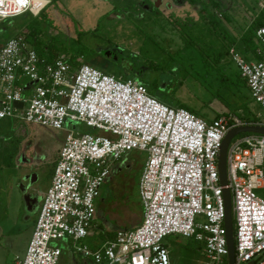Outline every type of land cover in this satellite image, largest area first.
<instances>
[{"label": "built area", "instance_id": "1", "mask_svg": "<svg viewBox=\"0 0 264 264\" xmlns=\"http://www.w3.org/2000/svg\"><path fill=\"white\" fill-rule=\"evenodd\" d=\"M50 3L0 0V23L38 16ZM256 36L260 60L250 62L234 48L230 55L263 110L258 123L237 114L206 120L162 103L134 80L86 63L73 67L65 56L45 63L21 36L0 46V123L18 119L63 130L70 122L99 132L68 131L19 264H60L66 250L84 264H172L165 245L170 236L203 245L208 264H229L218 159L231 129L264 126V27ZM134 151L147 153L139 181L142 222L93 249L81 242L92 236L101 189L113 165ZM227 174L235 264H264V197L257 194L264 189V136L232 141Z\"/></svg>", "mask_w": 264, "mask_h": 264}, {"label": "rangeland", "instance_id": "2", "mask_svg": "<svg viewBox=\"0 0 264 264\" xmlns=\"http://www.w3.org/2000/svg\"><path fill=\"white\" fill-rule=\"evenodd\" d=\"M204 1L216 15L217 31L209 28L195 8L180 5L177 0H59L47 7V13L53 22L50 32L57 34L63 43L74 47L77 32L83 31L86 34L82 46L96 56L108 55L115 69L120 71L119 67H125L149 83L156 80L162 86H169L167 95L157 93L167 99L161 102L168 106L176 107L180 101L209 121L238 109L253 115L260 106L250 98L248 88L237 82L238 68L223 39V27L240 35L250 25V18L260 11L264 0H217L223 6L221 10ZM153 9L162 15L152 17ZM172 15L195 20L196 25L185 39L171 22ZM32 19L33 15H24L12 20L10 26L19 31ZM5 37L6 33H0V43ZM189 41L199 46L188 44ZM71 129L91 132L84 124L70 122L63 130L18 119L0 123V264H16L17 256L22 260L31 238L32 221L35 225L39 214L38 211L30 223L26 222L23 197L29 188L24 191L22 186H29L31 180H23V176L31 173L34 182L30 191L45 196L58 161L55 163L56 150ZM9 136L20 139L19 146L10 145L13 141H8ZM130 154L128 160L137 163L147 158L146 152ZM130 177L135 182L128 183L122 193L114 195L110 187L104 186L101 194L105 203L113 202L114 223L123 228L133 226L139 218L134 216L139 211L136 185L139 175L131 172ZM257 194L264 197L263 189ZM105 218L103 215L100 222L104 223ZM166 241L171 245L172 264H208L204 246L193 239L170 236ZM103 242L104 238L97 235L81 243L96 249ZM69 254L67 250L64 252L60 264H72V258L79 257Z\"/></svg>", "mask_w": 264, "mask_h": 264}, {"label": "trees", "instance_id": "3", "mask_svg": "<svg viewBox=\"0 0 264 264\" xmlns=\"http://www.w3.org/2000/svg\"><path fill=\"white\" fill-rule=\"evenodd\" d=\"M51 3L50 5L56 4L59 0H50ZM211 5L214 6L216 10H221L223 6L217 1V0H208ZM177 3L180 5H185L188 4L190 7L195 8L197 12L200 15V18L202 20H205L207 25H209L210 29L213 30H218V25H217V19L216 15L209 10V6L206 5L204 0H177ZM25 15H31V14H25ZM152 17L159 18L162 14L158 9H153L152 12L150 13ZM24 16V15H22ZM21 17V16H20ZM227 17V16H226ZM19 18V17H17ZM14 19H9L6 21H3L0 23V33H6L5 41L0 43V46L4 45L10 38L12 37H23L24 40L31 45L33 50L37 53L39 58L43 60L45 63H53L56 59L61 58L62 56H65L66 59L70 62V64L73 67L78 66L79 64L86 63L91 65L92 67L102 71L105 74H109L112 76H115L118 79L121 80H134L138 82L139 84L145 86L149 93L156 97L160 101L166 102L167 99L163 98L162 96H158L157 93L161 94H168L169 86H162L158 83V81H152L148 82L146 79H144L142 76H138L137 73L134 72H129L128 70L125 69V67H119L121 69L120 71L115 69L113 67L108 58V55H103L101 56H96L95 54L92 53V50L86 48L85 46H82V38L86 34L83 31H76L77 32V39L75 41L74 47H71L65 43H63L57 34H53L50 32V29L53 27V22H51L49 19V15L47 13V8L42 11L38 16H33V19L31 22H29L27 25H25L22 29L19 31H14L13 28H11L10 23ZM172 18V23L174 27L179 31V33L182 36V39H185V35L187 32L196 25V22L193 18H190V16H187V18L182 19L179 17L171 16ZM264 27V8L263 10L258 14L253 17L251 20L250 25L248 26L246 32L243 35V41L244 44L246 45L247 50L252 51L254 54H256V43L255 40L257 41V36L256 32L259 28ZM97 32V30H95ZM225 36L223 35V39ZM258 42V41H257ZM188 44L191 43L193 46L197 45L196 42L194 41H189L187 42ZM186 44V45H188ZM229 51V50H228ZM219 59L221 57V54L218 55ZM79 59H82V62H79ZM256 59L260 60V56L256 54ZM237 82L243 83L245 86H247L245 80L242 79L239 71L237 72ZM175 108H185L189 110L191 113L200 116L199 112L189 108L185 104H183L180 101L176 102V107ZM229 114H238V116L244 120L246 123H258L261 121L260 117H257L256 115L251 114H239L236 111L234 113H229ZM229 114H222V115H229ZM220 115V116H222ZM202 117V116H200ZM219 117V116H218ZM90 134H99L97 130L91 129ZM244 135V134H243ZM12 139V136H9V140ZM12 144L10 145H15L19 146L20 144V139H12ZM5 152L9 150L5 148ZM17 152V150H16ZM264 193V189H263ZM264 196V195H263ZM141 213V208H139L138 214ZM133 216V215H132ZM120 229H126L123 227H120L117 230L106 232L103 238L105 241L109 240H114L117 234V231ZM129 229V228H128ZM68 251V250H67ZM66 252V251H64ZM69 252V251H68Z\"/></svg>", "mask_w": 264, "mask_h": 264}, {"label": "crops", "instance_id": "4", "mask_svg": "<svg viewBox=\"0 0 264 264\" xmlns=\"http://www.w3.org/2000/svg\"><path fill=\"white\" fill-rule=\"evenodd\" d=\"M263 8H264V5H261L260 11L257 14H255V15H258L263 10ZM252 19L250 18V23H251ZM226 20L230 21L229 18L226 19ZM247 28H245L240 35H235V34H232L231 32H229L230 30L228 29V27L224 26L223 27L224 32H225L224 40L226 41V43L228 45L229 54H230V50L232 48H234L246 60H248L250 62L258 61L256 59V54L259 56L258 51L261 48L260 43L255 40L256 49H257L256 54H254L250 50H247L246 45L244 44L243 35L246 32ZM248 90H249V88H248ZM250 95H251V93H250ZM250 98L253 99L252 95L250 96ZM236 112L239 113V114L241 113L243 115L246 114L242 109H238V110H236ZM253 115H256L257 117H260L261 120H262V118H263V110L261 109V107L258 108ZM64 142H65V138L61 141L60 146L56 150L57 154H56L55 163L60 157V151H61L62 146L64 145ZM130 155L131 154L123 157L121 160L117 161L113 165L112 174H111L110 178L103 185V187L104 186L110 187L111 190H112V194H114V195L116 193L117 194L118 193H122L123 190L126 189V185L128 183L133 184L135 182V181H133L131 179V177L129 178V176L131 175V172H135V173H137L139 175V180L136 182V185H137V188H138V196H139V181H140V178H141V174H142V170H143V166H144L145 161H143L142 163L141 162L137 163L136 161H131V159L128 160ZM137 160L139 161L140 158L137 157ZM21 163H22V165L24 164L22 161H21ZM23 180H31V183H29V186H27V187L22 186L24 191L28 190V188H29V192H26V194L23 197V205H24V208L26 210V213H25L26 222L30 223L31 220L35 218V216L37 215L38 211L40 212V209H41V206L43 204V201H44V198H45L46 194H45V196L42 197V195L41 196L40 195H36L35 194L36 192L30 191V187H32V184L34 182V178H33V175H31V173L24 175L23 176ZM101 194H102V189H101L100 197H99L98 202H97L98 215H97L96 221L94 222V230L92 232V236L90 237L92 239H95L97 235H100V237L101 236L103 237L104 235H102V234H106V232L114 231V230H117V229L120 228L114 223V219L115 218L113 217V215H114V213H113V202L105 203L104 199L101 197ZM138 207L141 208V213L134 214V216L137 215L139 217V218H136V223L133 224V226H131V227H124V228H126V229L135 228V227H137L138 225L141 224L142 219H143V207H142V204H141L140 196H139V201H138ZM103 215H104V217H107V218H105L104 223L100 222L102 220ZM33 221H32V228H31V236L30 237H32V234H33V231H34V228H33L34 227V225H33L34 222ZM29 241H28V244H29ZM165 245L170 249V247H171L170 243H168L166 241ZM27 247H28V245H27ZM26 250H27V248H26ZM69 255L70 256L72 255L71 257L76 256V255H74L72 253H70ZM23 258H22V260H23ZM22 260H21L20 257L17 256L16 264H19L20 261H22ZM72 264H84V262H83L82 258L79 256L77 259H75V258L73 259L72 258Z\"/></svg>", "mask_w": 264, "mask_h": 264}, {"label": "water", "instance_id": "5", "mask_svg": "<svg viewBox=\"0 0 264 264\" xmlns=\"http://www.w3.org/2000/svg\"><path fill=\"white\" fill-rule=\"evenodd\" d=\"M17 107L22 108V103H16ZM242 134H258L264 136V126L260 125H245L231 129L226 135L225 139L222 142L218 167L221 185L224 187L223 196L225 201V229H226V238L229 250V264H235V241H234V220L232 213V202H231V193L227 188L228 185V174H227V154L228 149L232 141L239 135Z\"/></svg>", "mask_w": 264, "mask_h": 264}]
</instances>
